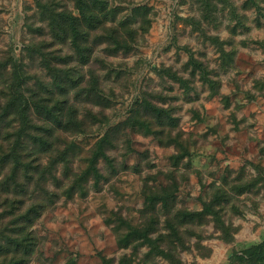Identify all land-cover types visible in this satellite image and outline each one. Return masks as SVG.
<instances>
[{"label":"rangeland","instance_id":"1","mask_svg":"<svg viewBox=\"0 0 264 264\" xmlns=\"http://www.w3.org/2000/svg\"><path fill=\"white\" fill-rule=\"evenodd\" d=\"M39 1L51 0H0V58L12 55L23 60L31 84L50 79L40 56L29 51L43 39L50 41ZM55 1L74 9L75 0ZM108 1L118 9V19L128 16L134 5H147L152 22L129 53L112 55L104 45L97 48L90 66L101 76L112 106L104 109L108 123L87 119L85 133L62 136L61 141L78 147L69 157L70 170L80 173L87 167V152L110 127L123 124L115 135L120 138L107 149L110 161L99 160L104 178L98 184L88 178L84 190L79 187L73 194L67 190L74 179L64 176V163L55 162L57 152L45 155L44 164H53L46 186L57 196L32 224L39 245L26 264H104V257L118 264L124 253L132 252V247L118 244L128 229L119 225V217L131 224L143 221L146 196L165 186L176 187L173 212L195 210L203 217L181 229L175 252L179 264H228L234 251L264 239V0ZM39 27L42 34L34 30ZM55 48L70 52L66 46ZM190 53L204 64L209 77L219 81L217 95L198 72H191ZM177 75L190 83L188 94L175 80ZM147 92L168 96L164 105L175 107L179 117L172 137L180 135L183 147L167 135L161 142L124 124L136 100ZM80 105L85 114L88 104ZM184 150L189 155L177 161L176 155ZM258 176L262 180L252 190H235L237 185L257 182ZM42 189L35 182L29 187L32 194L43 195ZM223 196L229 201L223 200L218 206L222 208L206 212L205 204ZM158 207V232H165V213L161 203ZM10 215L0 204V246L14 233ZM220 220L228 225V236L222 234ZM148 250L147 245L140 246L136 262L178 264L160 255L148 258Z\"/></svg>","mask_w":264,"mask_h":264},{"label":"trees","instance_id":"2","mask_svg":"<svg viewBox=\"0 0 264 264\" xmlns=\"http://www.w3.org/2000/svg\"><path fill=\"white\" fill-rule=\"evenodd\" d=\"M74 4L71 10L55 0L38 2L40 18L47 23L50 41L43 39L29 51L40 56V65L47 71L49 80L31 84V75L23 60L12 55L0 58V204L11 213L15 225L14 233L0 246V264H26L37 252L39 239L32 224L57 196L46 186L53 176V164H44L45 155L57 152L55 162L64 163V176L68 180L74 179L67 190L68 194H73L79 187L84 190L83 183L88 178H94L96 184L104 178L99 160L110 161L107 149L114 147V140L120 138L115 135L123 124L110 127L87 152V167L80 173L70 170L72 159L69 157L78 147L73 141H61L62 136L85 133L89 124L87 119L108 123L104 109L112 106L111 97L102 88L101 76L90 66L96 60L97 48L104 45L107 53L112 55L131 52L139 34L148 31L151 25V8L134 5L128 16L118 19V9L110 6L108 0H75ZM34 30L43 33L40 27ZM57 45L66 46L70 52L52 49ZM188 62L191 72H198L200 79L209 85L211 94L217 95L219 81L209 77L204 64L192 53ZM175 80L180 81L184 93L188 94L192 88L190 83L178 75ZM154 98L160 99L157 101L162 104ZM167 98L145 93L142 100H136L133 114L124 124L154 135L161 142L162 136L167 135L170 142L180 143L183 147L180 135L172 137V132L179 128V117L174 112L175 107L164 105ZM80 104H88L85 114ZM95 107L100 109L95 111ZM185 155H189L187 150L176 155L177 161ZM256 180L234 188L238 193L252 190L262 179ZM34 182L43 188V195L30 193L29 187ZM174 190L176 192V187L165 186L160 192L148 194L141 209L143 221L138 224L119 217V225L125 224L128 229L119 237L118 244L124 249L132 247V252L124 253L118 264H146L145 260L136 262L142 245L149 247L148 258L160 255L180 263L175 252L182 239L181 229L201 222L203 217L202 212L195 210L176 208L173 212ZM217 200L205 204L206 212L218 211L223 200L229 201L226 196ZM159 203L165 213V232H158L161 222ZM218 225L222 227V234L228 236V225L223 220L218 221ZM104 264H110V260L104 257ZM228 264H264V239L242 251H234Z\"/></svg>","mask_w":264,"mask_h":264}]
</instances>
